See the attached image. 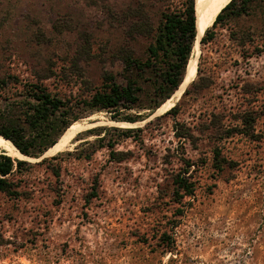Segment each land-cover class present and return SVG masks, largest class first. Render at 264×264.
<instances>
[{"label":"rangeland","instance_id":"1","mask_svg":"<svg viewBox=\"0 0 264 264\" xmlns=\"http://www.w3.org/2000/svg\"><path fill=\"white\" fill-rule=\"evenodd\" d=\"M182 1L0 0V77L34 80L33 73L49 64L55 72L45 80L49 90L74 98L99 86L105 72L124 83L117 48L141 57L150 36L127 34L144 22L131 13L146 15L155 29L161 12ZM199 63L203 75L213 76V86L197 98L181 94L172 105L181 104L177 115L161 116L169 108H158L175 99L178 88L158 108H148L161 97L151 94L153 74L144 73L139 102L122 112L142 119L85 114L74 121L81 127L65 149L44 154L48 148L26 159L35 163L63 152L59 179L46 163L29 169L33 194L27 204L11 209L0 196V211L14 214L0 220L6 236L18 232V242L27 240L17 249L0 247V264H264V7L217 27L212 41L199 43L196 71ZM4 98L0 91V105L10 102ZM211 110L224 116L225 129L240 122L232 119L235 114L253 112L254 119L253 135L235 133L220 142L222 156L233 165L219 172L211 167L210 151L217 135L184 143L175 137L195 133L202 114ZM60 126L53 134L58 141L67 130L60 132ZM112 126L134 128L127 137L109 131L119 139L117 150L131 152L120 163L89 131ZM83 141L89 143L76 151ZM186 160L194 195L176 202L172 178ZM58 183L60 197L52 191ZM95 189L98 196L87 202L85 194ZM164 231L170 239L161 240Z\"/></svg>","mask_w":264,"mask_h":264},{"label":"trees","instance_id":"2","mask_svg":"<svg viewBox=\"0 0 264 264\" xmlns=\"http://www.w3.org/2000/svg\"><path fill=\"white\" fill-rule=\"evenodd\" d=\"M256 5L264 7V0H230L216 15L212 25L205 29L204 34L199 39L200 45L202 46L215 38L217 27L223 28L231 23L235 24L240 17L248 15L252 7ZM131 15L143 18L144 22L134 24L135 27H131L127 34L133 36L137 33L150 36L144 49V55L141 57L135 55L134 50L126 46L117 48L116 53L124 65V83L118 82L114 74L105 72L101 77L99 86L90 88L86 95H78L74 98L72 94H61L49 90L45 80L55 76V72L49 64L43 68L42 73H33L34 80L25 79L22 81L17 74L10 73L0 77V91L3 92L4 99L10 98L8 91L11 90H14L10 92L11 95L15 96L10 98V102L0 105V140L9 142L24 156L39 158L58 141L53 134H57L55 131L59 124H62L60 132L64 131L72 122L85 114L105 111L111 113L110 118L115 121L135 122L142 119L143 117L141 118L140 115H123L122 112L134 108L139 102L142 91L140 80L143 79L144 73L153 74L151 94L161 97L160 101H156L155 104L148 107L152 111L169 98L177 88L179 89L185 77L196 39L194 0H183L180 6L174 8L167 6L161 12L160 21L155 29L151 27L146 15L134 13ZM247 33L248 41L252 42V33L249 31ZM213 83V76L203 75L199 63L196 79L188 84L181 98L184 99L190 94L194 98L202 96L206 90L213 86ZM180 107L181 104L176 103L161 116L177 115ZM252 113L235 114L232 119L240 120V122L225 129L224 116L221 113L214 110L206 111L202 114V121L197 124L195 129L197 134L192 130L188 133L175 132V137L179 139L180 143H184L187 140L196 141L200 139V136L213 137L217 135L218 138L213 139L214 144L210 151L212 154L211 167L219 172L225 166L229 167L231 163L222 156L220 142L235 133L253 135L254 119L249 117ZM111 130L119 131L127 137L134 131V128L112 126L89 130L97 136L94 142H105L100 147L106 146L114 162L120 163L126 159L125 154L131 152L117 150L116 145L119 139L109 137ZM140 130L141 128H136V131ZM208 131L209 133L206 134ZM88 143V141H83L76 148V151ZM167 151L168 154H172L170 148ZM62 154L63 152H60L57 155L44 157L40 161L32 163L25 159L12 158L4 152L0 153V196L10 202L11 209L18 207L22 201L27 204L31 200L32 185L26 177L31 167L44 163L51 165L47 167H51V173L59 179ZM57 159L58 161L54 163ZM164 161L167 159L165 158ZM185 163L183 170L178 171L172 178V196L176 202L182 201L185 196L194 195L195 183L190 180L189 175H186L192 164L190 160H186ZM231 165L233 164L231 163ZM57 185L52 191H55L59 196L60 183ZM97 196L95 189L86 193L84 199L88 202L91 197ZM10 210L0 211V220L11 219L14 214ZM24 235L27 234L24 233ZM20 237L18 232L12 236L13 239L6 236L3 227L0 226V247H7L9 244H12L15 249L23 247L27 240L22 238L21 242H18ZM164 239H170L166 231L161 234V240Z\"/></svg>","mask_w":264,"mask_h":264},{"label":"bare ground","instance_id":"3","mask_svg":"<svg viewBox=\"0 0 264 264\" xmlns=\"http://www.w3.org/2000/svg\"><path fill=\"white\" fill-rule=\"evenodd\" d=\"M229 1L230 0H195L196 32L197 33H196V39H195L194 46H193V52H192L193 55H192V58H190L189 60L186 75L179 89L175 92L176 98L168 99L166 102L163 103L161 107L158 108V111H162V110L170 108L174 104V100H177L180 97L183 90L186 88L189 82H191V80L195 77L197 73L196 64H197V56L199 52V39L203 35L205 29L211 25L216 15L219 13V11ZM79 123L77 122L72 123L71 126L67 128L64 135L59 139V141H57L44 154L53 153L61 149L63 150V148L67 144H69V142L75 137L76 133L80 129L81 126L79 125ZM0 149H3L4 153L12 157H18L21 159H28V160H35L34 158L22 155L20 152L17 151V149H15L9 142L5 140H0Z\"/></svg>","mask_w":264,"mask_h":264},{"label":"water","instance_id":"4","mask_svg":"<svg viewBox=\"0 0 264 264\" xmlns=\"http://www.w3.org/2000/svg\"><path fill=\"white\" fill-rule=\"evenodd\" d=\"M212 23H213V22H212ZM212 23H211V25H212ZM211 25H210V26H211ZM210 26H208V27H210ZM196 33H197V32H196ZM203 34H204V33H203ZM201 37H202V36H201ZM201 37H200V38H201ZM18 159H21V158H18ZM25 160H26V159H25ZM27 161H28V160H27Z\"/></svg>","mask_w":264,"mask_h":264}]
</instances>
